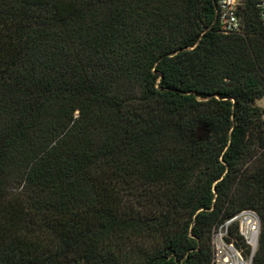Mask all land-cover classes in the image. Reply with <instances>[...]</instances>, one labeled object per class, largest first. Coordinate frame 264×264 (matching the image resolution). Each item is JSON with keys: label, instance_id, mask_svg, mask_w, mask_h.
I'll return each instance as SVG.
<instances>
[{"label": "trees", "instance_id": "obj_1", "mask_svg": "<svg viewBox=\"0 0 264 264\" xmlns=\"http://www.w3.org/2000/svg\"><path fill=\"white\" fill-rule=\"evenodd\" d=\"M257 1L0 0V264H210L242 210L264 264Z\"/></svg>", "mask_w": 264, "mask_h": 264}, {"label": "built area", "instance_id": "obj_2", "mask_svg": "<svg viewBox=\"0 0 264 264\" xmlns=\"http://www.w3.org/2000/svg\"><path fill=\"white\" fill-rule=\"evenodd\" d=\"M244 0H214L219 32L223 35L240 34L243 31L241 8ZM264 26V0L256 4ZM235 224L242 239V247L230 240L229 229ZM260 220L253 210H242L212 231V258L210 264H252L258 248Z\"/></svg>", "mask_w": 264, "mask_h": 264}, {"label": "rangeland", "instance_id": "obj_3", "mask_svg": "<svg viewBox=\"0 0 264 264\" xmlns=\"http://www.w3.org/2000/svg\"><path fill=\"white\" fill-rule=\"evenodd\" d=\"M257 105L264 108V99L257 101Z\"/></svg>", "mask_w": 264, "mask_h": 264}]
</instances>
